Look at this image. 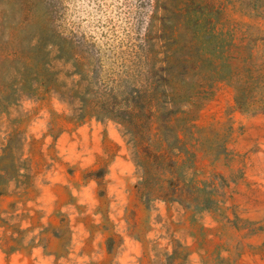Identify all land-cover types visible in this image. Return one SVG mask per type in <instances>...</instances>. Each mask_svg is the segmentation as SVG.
<instances>
[{
	"label": "rangeland",
	"instance_id": "1",
	"mask_svg": "<svg viewBox=\"0 0 264 264\" xmlns=\"http://www.w3.org/2000/svg\"><path fill=\"white\" fill-rule=\"evenodd\" d=\"M0 264H264V0H0Z\"/></svg>",
	"mask_w": 264,
	"mask_h": 264
},
{
	"label": "trees",
	"instance_id": "2",
	"mask_svg": "<svg viewBox=\"0 0 264 264\" xmlns=\"http://www.w3.org/2000/svg\"><path fill=\"white\" fill-rule=\"evenodd\" d=\"M54 37L58 40V43L52 41L50 45L55 50H58V55L55 57V60L62 61L65 65L72 63V67L74 69L76 68L75 70L77 71H73L70 76L78 75L81 80L77 84H73L69 87L66 84L57 82L55 79H47L44 77L42 79L44 86L48 90L53 91L62 101L68 103L70 106H78L77 111H80L81 118L86 115H93L98 118L116 120L119 123L126 125V127H129L130 118L134 121L136 112L141 108L139 107V104H141L140 101H134V104L130 109V95L122 93L124 91L119 93L114 87L109 89L108 87H103L102 89L100 87L101 91L99 90L93 94H91L90 90L86 89L84 91V87H81V81H87L85 58L81 54L77 55L78 53L75 51L76 48L74 47L72 40L68 39L61 33L54 34ZM78 68H81L80 71H78ZM154 95H156L154 90L148 91L147 99L145 100V104L148 102L147 106L150 108V113H152L148 117L149 120L154 117L155 113L151 111L153 108H157L156 112L158 114L162 112V116L164 113L163 111L166 110L164 105L159 102V99H155L156 97H154ZM119 99H123V102L127 103L125 111H123L120 106L122 103L118 101Z\"/></svg>",
	"mask_w": 264,
	"mask_h": 264
}]
</instances>
